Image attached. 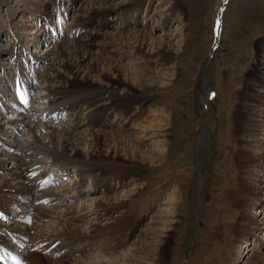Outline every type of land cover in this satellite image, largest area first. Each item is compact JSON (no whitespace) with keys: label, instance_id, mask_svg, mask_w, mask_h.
Here are the masks:
<instances>
[{"label":"rangeland","instance_id":"374dc122","mask_svg":"<svg viewBox=\"0 0 264 264\" xmlns=\"http://www.w3.org/2000/svg\"><path fill=\"white\" fill-rule=\"evenodd\" d=\"M15 1L17 0L10 1L12 6L0 4V15L2 16V20H0V48L4 49V52L0 54V65L3 66V70L0 69V100L2 103L9 102L10 99L7 101L6 98L12 94L6 90L5 82L8 79L7 76L10 79L13 78V67L10 68L9 61L17 60L15 44H19L21 41V47L18 50L20 55L22 54L25 58L28 54L37 56L39 61L31 84L29 105L20 110L12 108L8 111L0 110V120L9 124L4 127L5 129L0 128L1 136L6 138L9 145H13L7 150L8 152L4 150L5 153H3L9 160H12L11 155H13L22 162L28 161L26 157H30L34 161H41L42 165L36 166L35 170H44L45 175L52 179L48 185L53 189H68L69 192L62 191L61 195H70L72 198L71 201L58 200L55 203L58 205L50 207L48 210L47 208L42 209L48 218L40 219L36 222L37 224L30 223L29 226L34 225V229L29 232L36 236L44 233L39 232L42 230L53 233H61L67 228L71 232L76 230V233L69 235L70 239L67 238L68 247L70 252L72 251L70 257L50 259L46 251H41L37 241L32 245L30 242L23 255L26 257L29 250L47 254L30 253L37 257L35 259L38 264H86L97 259L101 260L104 255L108 256L109 251L102 252L100 243L103 242L105 246L114 247L116 250H123L137 233L149 232L154 226L153 222H148L151 220L153 212L157 210V205H161V208L163 206L171 208L175 202V211H165L166 222L157 225L158 228L163 225L167 232V236L163 240L166 241L163 246V264H182L184 260L186 264H243V258L248 251L256 256L264 254V160L262 163L255 161L256 156L259 155L258 151L264 159V121H260L262 117L257 116L259 122L254 130L255 134L252 133L251 138L248 136L245 139L251 141L249 151L243 150L244 134L246 133L244 122L247 113L244 110V104L248 92L244 86L243 78L251 67H255L264 75V53H257L254 46L256 40L264 42V0H225L221 5V0H175L180 4L182 20L179 22L177 19L171 24L172 36L168 46L169 54L166 58H159L160 62L159 60L155 62L154 58L151 59L147 68L151 69L155 77L144 75L149 79L147 83H153L154 86L150 90L138 92L142 101L137 105L138 108L132 105L129 113L135 115L137 110L144 107L143 115H139L141 116L139 120H143L151 114V110L163 112L162 119L165 124L162 128L165 129L162 142L163 153L160 160L153 164L144 161L134 162L131 168L129 167L131 172L128 174L126 183L123 182L125 187L121 186L118 180L112 181L118 194L124 195V198L127 199V204L124 205L123 202L110 203V207H113L114 210L109 216H104V211H99L97 202L102 199L101 197L113 198L116 193H106L105 189L96 184L95 178L97 177L95 175L92 177V181L91 177L80 175L77 170L85 169L82 164L67 163L59 159V157L67 159L63 157V151L58 147V141L62 136L60 131L57 133L58 138L53 139V143H50V138L45 136L52 128L71 126L75 122V114L72 117L68 116L64 121L52 123H49L48 119H42L39 114L46 110L48 101L54 103L51 105L52 107L61 105L62 102L60 98H56L57 95L53 96L44 90L45 85L53 83L49 72L51 61L46 60L44 56L46 49L52 48V51L54 49L59 51L57 45L59 42L67 41V43L75 44L76 42L73 41L75 38L84 39L85 36L74 38L54 36V39L51 37L48 39L49 26H53L56 32L58 29L66 30L73 23V19L79 18L82 13L78 6L79 3L84 1L86 5L91 0H76L74 4H72V0H37L40 2V4L38 3L40 6L35 0L18 1L25 2L28 6L15 5ZM46 1L50 4L44 7L50 19L47 23L48 26L46 25L48 28L46 29L45 26L43 31V28L40 27L37 31L38 23L33 26L31 21L27 23L28 26H22L21 22H24L22 19L26 18L30 11L32 13V9H35L37 5L41 10L42 2L46 3ZM158 2V0H144L141 5L142 10L151 16ZM111 3L115 10L107 16V26L103 31L101 30V33L106 32L113 36L118 34L116 38L122 39V43L133 42L134 34L139 31L158 36L155 26H153L158 20L157 17H152L149 23L142 19L137 23L136 14L132 12V8L122 7L121 0H113ZM218 6L222 7L219 40L209 55ZM7 7L15 9L14 14L10 17L7 15ZM26 7L31 9L27 14ZM124 16L129 19V22L123 20ZM20 17L22 19H19ZM96 22L99 23L98 20ZM4 27L6 30L8 28L9 32H13L15 36L13 37L11 32L8 34L3 29ZM173 30L175 31L173 32ZM94 38H92L93 44L103 46L102 43L105 40ZM104 38L107 42V37ZM43 39H47V42ZM157 46L158 44H155L153 48L156 49ZM109 48L112 52L110 57L115 63L126 66V68L132 66L138 69L139 59H135L134 54H127L124 52L125 49H119L113 44H109ZM97 49H94L95 54L100 52V49ZM36 60L37 58L34 59V61ZM152 61L154 62L152 63ZM15 68L16 73L20 69L23 70L18 66ZM106 71L113 72L108 74L109 77L112 76L119 80L122 78L117 71H108V67ZM201 71L206 77V87L202 81ZM18 74L20 75V71ZM161 78L169 79V87H161L159 84ZM26 85L29 86L28 82ZM11 86L10 83L9 90L12 89ZM86 87L95 89V91L102 89V86L97 85ZM261 90L264 92V88L256 87L257 92ZM121 91L119 92L121 93ZM80 92L62 94L65 96H63L65 100H69L64 105L66 106L70 101H77L78 95L80 99H84L91 93L85 90ZM47 95L52 97L51 100L46 97ZM44 98L46 100H43ZM102 103L109 107L106 100ZM76 109L79 110L76 112L78 117H83L81 113L86 114L89 110L85 109L84 104L79 103L76 105ZM56 110V108H50L48 114L54 117V114L59 111ZM254 110L257 114H261V112L264 114V103L257 104ZM112 111L113 109H110L109 113L105 114L106 120L103 119L101 124L93 125V129L129 135L131 139L136 135L139 136L140 130H146L138 120V116L133 120L123 119L116 111ZM17 115L19 116L17 117ZM15 119H17L16 124L13 123ZM13 124L15 128L12 127ZM35 125L36 129L33 131L32 128ZM82 128L84 125L80 129L83 130ZM71 129L75 133L80 132V130H76L75 126ZM5 134H8V137ZM201 134H204L202 139L200 138ZM153 135L155 136V134ZM83 136L90 139V135L83 134ZM197 142L200 144L197 145ZM148 145L150 149L155 150L157 143L151 139L148 141ZM107 148L104 146L103 149ZM86 149L87 147L84 150ZM80 150L83 151L82 146ZM89 150L95 153L92 148ZM55 158L59 160L56 161ZM248 162L251 165H248ZM259 164L262 166L259 167ZM247 168L249 173L251 169L254 170L253 174L245 172ZM58 169L61 173L57 172ZM7 174L8 171L0 170V178L10 176ZM103 177L105 180L108 179L104 174ZM244 177L248 179L246 180ZM5 188L0 187V191ZM251 188L255 189L253 193L255 200L244 204L241 201L242 194ZM17 189L19 192L25 193L29 191L22 188ZM85 190L86 192H83L82 195L81 191ZM9 192H12L11 188ZM76 192H81L79 194L81 196L75 198ZM127 192L133 193L131 199L130 196L126 197ZM169 193L172 194L170 196L173 200L171 205L165 203ZM65 201L67 202L65 203ZM116 209L117 211H115ZM127 209H133L134 212L129 219L131 220L129 227L122 232L112 230L101 238H95L96 236L92 235V225H99L108 231L106 227ZM85 210L93 212L94 215H86ZM196 212L198 217L194 226ZM244 220L247 222L244 223ZM245 224L248 225L244 226ZM148 225L151 228L148 229ZM8 226L10 225L8 224ZM11 227L15 226L11 225ZM83 248L85 251L82 250ZM80 250L81 253L76 252Z\"/></svg>","mask_w":264,"mask_h":264},{"label":"bare ground","instance_id":"6f19581e","mask_svg":"<svg viewBox=\"0 0 264 264\" xmlns=\"http://www.w3.org/2000/svg\"><path fill=\"white\" fill-rule=\"evenodd\" d=\"M10 1L11 0H0V4L3 3L2 5L4 6H12ZM18 1L19 0L15 1L14 4L15 5L20 4V6H28L27 3L25 4V2H18ZM35 1L37 4L38 3L40 4V2H38L37 0ZM75 1L76 0H72V4H74ZM112 1L113 0H91L86 5L84 1L83 3L80 2L78 6L80 7L79 9L82 10V13L79 15V18L73 19V23L70 24L71 29L69 30V34H73L74 32L78 33L79 31H81V29H83V31L77 36L80 37V36L85 35L84 39L75 38L73 40L76 42L75 44L67 43V41L64 43L59 42L57 44L59 46V51L57 49H54L52 51L51 50L52 48H47L44 53L45 59L48 61H51L49 72L51 73V78H53L52 84L45 85L44 87L45 91L47 90V92L53 94V96L60 95L59 97L64 96L62 94H65V93H69V94L70 93L72 94L81 93L80 91L82 90L91 92L89 96L84 99H80V96L78 95L77 101L70 103L69 107H66V106L63 107V109L67 111H70V112L72 111V113H70L69 116L72 117V115L75 114V117H74L75 122L71 126L63 127V128H57V127L52 128L49 133L45 134V136L47 138H50V141H49L50 143H53V139L55 140V138L56 139L58 138L57 133L58 131H60L62 136H61V139H59L58 141V145H59L58 147L59 149H61V151H63V154H64L63 157H66L67 159H62V157L61 158L59 157V159L64 160V162H67V163L69 162L72 164L73 163L82 164L83 166H85V169L77 170V172L80 175L84 174V176L86 175L85 177H91V181H92V177H94L95 175L97 177L95 178L97 180V181L95 180L96 184H98L103 189H105L106 193H116L113 196V198H107V196H105V197H101L102 199L97 202V208L98 209L100 208L99 211H104V216H109L112 213V210H114L113 207H110V203L123 202L124 205L127 204L126 203L127 199L124 198V195L118 194L117 188L114 185H112V181L118 180L120 185L125 187V184H123V182L126 183L128 179V174L129 172H131L129 171V167L131 168L134 162L144 161L145 163L153 164L160 160V156L163 153L162 148L164 145L162 144V142H163V136H164L163 133L165 132V129H162L165 126V124L163 123L164 121L162 119L163 112L157 111V110L156 111L151 110L150 111L151 114H149L143 120H139V118L143 115L144 107L140 108V110H137L135 112V115L134 114L131 115L129 113L133 107L132 105H134V107L135 106L137 107V105L141 103L142 101L138 92L150 90L154 86L152 85L153 83H150V84L147 83L149 79H147L144 75L146 74L147 76H150V77H152L153 75L151 69H148L147 66L151 62V59L153 58L155 62H157L158 60L160 62L161 59L159 58H166L167 54H169L168 46H169L170 37L172 36L171 29H170L171 24L172 22L177 21V19H179V22L180 20H182V11L180 10L181 8L180 4L175 0H158L159 1L158 5H156L157 8L155 7V9L152 11L151 16L142 10L141 5L143 4L144 0H132V1L121 0L122 7L126 6L128 9L132 8V12L136 14L135 18H136L137 23L140 19L146 20L148 23L152 20V17H155V18L157 17L158 19L157 21H155L153 25L155 26L154 28L156 32L158 33V36H153L151 33L148 34V33H142L139 31L134 34L135 38L133 42L125 41V43H122L121 42L122 39L116 38L118 34L116 36H113L112 34L109 35L106 32L104 34L101 33L104 27L107 26V21H106L107 16L109 15V13H112V11L115 10V8L112 6V3H111ZM145 1H148V0H145ZM42 3H43L41 5L42 9L41 10L38 9V5H39L38 4L35 9H32L33 10L32 13L31 11L28 13V11L31 9L30 7H26V10H27L26 14L28 13L27 14L28 16H26V18L24 19H22V17L19 18V19H22V21H24V22H21L22 26L24 27L28 26L27 23L31 21V16H39L41 14H46L44 7L48 6V1H46V3L44 2ZM14 12H15L14 8L7 7V15L9 17L12 16ZM0 20H2L1 15H0ZM97 20L99 21V23L96 22ZM123 20H126L127 22H129V19L125 16ZM168 28L169 30H167ZM3 29L6 30V27H4ZM22 29L24 30V28ZM174 31L175 30H173V32ZM6 32L9 34L11 31L9 32V29L7 28ZM23 32H25V30ZM4 34L6 33L4 32ZM11 34L13 37L15 36V34L13 35V32H11ZM93 37H95L96 39L102 38L103 40H105L102 43L103 46L100 47L99 45H96V43L93 44L92 42ZM104 37H107L108 39L107 42ZM71 38H74V36H72ZM109 44H113V46L115 47L118 46L119 49H125L124 52H126L127 54L128 53L134 54V56L136 57L135 59H139V62L137 63L138 69H135L132 66L126 68V66L124 67L121 64L119 65V63H115L110 57L111 55L110 53L112 52L109 50L110 49ZM155 44H158L156 49L153 48V45ZM254 46H255L257 53H262V52L264 53L263 40H260V41L256 40ZM93 48L94 49L99 48L100 52L95 54ZM3 52H4V49L0 48V54H2ZM107 54H109L108 55L109 57L107 56ZM0 60H1V57H0ZM154 61H152V63ZM107 67H108V71H111V70L114 72L117 71L118 75L121 76L122 78L119 80L112 76L109 77L108 74H112L113 72L112 73L107 72L106 71ZM19 71H20V75L18 74ZM19 71L15 74V78L17 82L19 79L23 81L25 78V76L22 73V70L20 69ZM261 74L262 73L257 71L255 67H251L250 71L246 72L243 78L244 86L246 87V90H248V92L246 93L247 99L245 100V104H244L245 105L244 110L247 112L246 121L244 122V128L246 129V133L244 134V140L248 136L249 138H251L252 137L251 134L254 133V130L257 128V122H259V119L257 118V116L262 117L260 121H264V114H262V112L261 114H257L256 111L254 110L257 104L261 105L264 103V92L262 90L258 92L256 91V87H259L261 89L264 88V75L263 74L261 75ZM46 78L50 79L49 77H46ZM8 80L9 79H6V82H5V86L7 88L6 90H9L10 88V81ZM24 82L25 81H23V84L25 86ZM168 82H169L168 78L167 79L161 78L159 84L161 85V87L167 88L169 87ZM85 85L89 87H92L93 85H97L99 87L102 86L101 87L102 89L100 90L97 89V91H95V89H91V88L87 89ZM206 85H207V82L205 84V87ZM26 90L30 91V87L25 89V91ZM12 91H13L12 99L8 98V100L10 99V101L8 102L9 104L1 103L2 101L0 100L1 106L4 109L22 108V105L18 102L15 96L13 86H12ZM119 91H121V93ZM203 96H204V91H203ZM105 100L108 102L109 107H107L106 105L104 106V104L102 103ZM78 103L81 105L84 104L85 109H89L88 111L86 110L87 111L86 114H84V112L81 113L83 117H80V116L78 117L76 115L77 114L76 112H78L79 110L77 111L76 109L75 112H73L74 107ZM110 109H113L112 112L116 111L120 117H123V119L133 120V118L138 116L137 117L138 120L142 123L144 129L146 130H143V131L140 130L138 132L140 133V135L139 136L136 135L133 139H131V136L129 135H123L121 133H114L113 131L107 132V131H100V129L99 130L93 129L94 128L92 127L93 125L101 124L103 119L106 120V115L107 113H109L108 111ZM59 113L60 111L55 113L54 117H51V118L56 119ZM18 116L19 115H17V117ZM16 120L17 119L13 120V123L16 124ZM3 121L0 120V128L5 129L4 127H6V125H9V124ZM82 125H84V128H82L83 130L80 129ZM89 125H91V127H89ZM13 126L15 125L13 124ZM73 126H75V128L77 127L76 130H80V132L75 133L74 131H72L71 127ZM35 127L36 125L32 128L33 131L36 129ZM83 134H85L86 136L90 135V139L89 140L86 139L85 136H83ZM153 134H155L156 137ZM151 139H154L155 142L157 143V145L155 146L156 147L155 150L154 149L152 150L149 148L148 141ZM199 142H197V145L200 144ZM250 142H251L250 139L249 141L245 140V142L243 143V146H244L243 150L249 151L250 146H251ZM81 146H82L83 151L80 150ZM104 146H107L108 148L103 149ZM86 147L87 149L84 150ZM89 148H92L95 153L89 150ZM159 149L161 150L159 151ZM257 153L259 155L258 156L255 155L257 157V159L255 158L256 159L255 161L256 162L259 161V163H262L264 159H262L263 157L262 155H260L259 151ZM11 156H12V160L11 159L9 160L8 158L4 156L3 151L0 150V170L3 169L4 171H8L7 175H10L8 177L5 176V177L0 178V187H6L5 189H1V190L10 191V188H11V189H14V191L19 192L17 188L19 189L22 188L28 191L29 186L24 181V170L21 169V166L24 163L22 162V160L15 158V156L13 155ZM59 159H56V161ZM60 165L63 166V164H60ZM248 165H251V164L249 163ZM260 166L262 165L259 164V167ZM248 168L246 169L245 172H248ZM253 171L254 170L251 169L250 173L249 172L248 173L253 174L252 173ZM103 174L106 176V178H108L107 180L104 179ZM247 179L248 178H246V180ZM254 192H255L254 188L247 190L246 193L242 194V197L240 196L241 201H243L244 204H248L251 200H255L254 199L255 195H253ZM127 193L128 194H126V197L128 198L130 196V199H131L133 193L131 192L130 193L127 192ZM27 194L28 193H25V196ZM78 194H81V192L80 193L78 192ZM171 195L172 194L170 193L168 194L167 201L165 202L166 204H169V205L172 204L171 201L173 200L170 198ZM175 203L172 204L171 208H169L170 206H163L161 208L160 207L161 205H157L156 206L157 210L153 212V215L151 216V220L148 222V223L153 222L154 226L151 228V226L148 225V229L151 228L149 232H147L145 228L146 232H143V233L139 232L135 236L132 233V236H134V239L130 243L127 244L126 248H124L123 250H116L114 249V247L105 246V244L102 242L100 243V250L102 252L109 251L108 256L106 257L104 253L102 254L104 255V258H102L101 260L97 259L95 261H92L86 264H163V261H162L163 246L166 242L163 240L166 238L167 232H166L165 227H163V225L160 228H158L157 225L164 224L166 222L167 218L165 216V211L167 210L175 211V208H176ZM115 211H117V209ZM42 213L44 214L43 211ZM133 213H134L133 209H127L115 221H113L111 225L106 227L108 231L104 230V228L99 225H95V224L92 225V228H93L91 230L92 235L96 236L95 238H101V236L103 235H108V233L111 232L112 230L114 232H122L124 229L130 226L129 223L131 220L129 219L130 217L133 216ZM87 214L92 215L93 212L86 211V215ZM24 222L26 223V226L23 229L18 226H15L14 224H9L10 225L9 227H7L8 225H6V228L4 227V229L9 232H13L12 233L13 237L18 238V240L26 239L27 232H29L30 230H33L34 225L27 228V226L31 222L29 221V219H26V218ZM246 222L247 221L244 220V223ZM11 225L15 227L12 228ZM247 225L245 224L244 226H247ZM73 231L71 232L70 229L68 230V228L64 229L63 232L61 233H57V232L53 233L51 231L45 232L42 230L39 232H44V233H42L41 235L39 234V235L43 236L46 234H54L57 236L56 239H59L58 237L66 238L67 237L66 234L73 235L72 233H76L75 232L76 230L74 232ZM246 233L247 232H245V235H247ZM48 237L49 236H45L43 238L46 239ZM2 240L3 238L0 237V251L7 255V252L4 250V245H2L1 243ZM61 246H62V243H59L56 248L59 249ZM82 250L85 251L84 248ZM16 251L22 255V251L20 250L19 251L16 250ZM249 253L250 251H248L245 254L243 258L244 263L242 262L243 264H263L264 254H260L256 256L255 254L253 255V253H250V254ZM34 256L35 255L33 254L26 253V257H25V259L27 260L26 263L20 261L18 264H38L37 259H35L37 257L36 256L34 257ZM245 259H246V262H245Z\"/></svg>","mask_w":264,"mask_h":264},{"label":"water","instance_id":"95a60500","mask_svg":"<svg viewBox=\"0 0 264 264\" xmlns=\"http://www.w3.org/2000/svg\"><path fill=\"white\" fill-rule=\"evenodd\" d=\"M224 1L225 0H221L220 5L223 4ZM221 11H222V7L218 6L217 13H216V21H215V24H214V27H213V40H212V43L210 44V47H209V55L213 52L214 48L218 44ZM201 77H202L203 83L206 84L207 81H206V77H205V74H204L203 71H201ZM203 89H204V85H203ZM202 136L203 135L201 134V138H202ZM196 218H197V212L194 215V226H195V223H196ZM182 264H185V262L183 261Z\"/></svg>","mask_w":264,"mask_h":264}]
</instances>
